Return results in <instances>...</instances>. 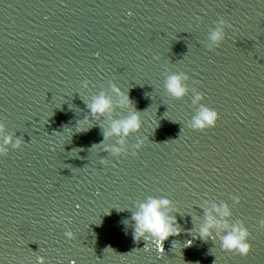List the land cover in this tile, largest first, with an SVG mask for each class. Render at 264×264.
Returning a JSON list of instances; mask_svg holds the SVG:
<instances>
[{"label":"water","instance_id":"95a60500","mask_svg":"<svg viewBox=\"0 0 264 264\" xmlns=\"http://www.w3.org/2000/svg\"><path fill=\"white\" fill-rule=\"evenodd\" d=\"M0 264H264V0H0Z\"/></svg>","mask_w":264,"mask_h":264}]
</instances>
